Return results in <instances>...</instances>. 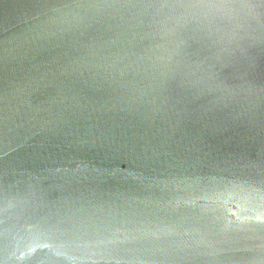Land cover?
I'll list each match as a JSON object with an SVG mask.
<instances>
[{"label":"water","instance_id":"obj_1","mask_svg":"<svg viewBox=\"0 0 264 264\" xmlns=\"http://www.w3.org/2000/svg\"><path fill=\"white\" fill-rule=\"evenodd\" d=\"M0 264H264V0H0Z\"/></svg>","mask_w":264,"mask_h":264}]
</instances>
